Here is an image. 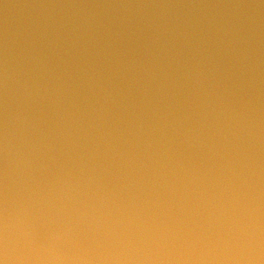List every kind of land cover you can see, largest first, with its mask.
Instances as JSON below:
<instances>
[{
	"label": "water",
	"instance_id": "obj_1",
	"mask_svg": "<svg viewBox=\"0 0 264 264\" xmlns=\"http://www.w3.org/2000/svg\"><path fill=\"white\" fill-rule=\"evenodd\" d=\"M0 264H264V0H0Z\"/></svg>",
	"mask_w": 264,
	"mask_h": 264
}]
</instances>
